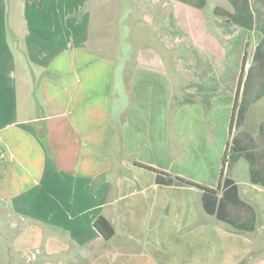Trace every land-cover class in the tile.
Instances as JSON below:
<instances>
[{
	"label": "crops",
	"instance_id": "crops-1",
	"mask_svg": "<svg viewBox=\"0 0 264 264\" xmlns=\"http://www.w3.org/2000/svg\"><path fill=\"white\" fill-rule=\"evenodd\" d=\"M1 258L264 264V0H0Z\"/></svg>",
	"mask_w": 264,
	"mask_h": 264
},
{
	"label": "trees",
	"instance_id": "trees-1",
	"mask_svg": "<svg viewBox=\"0 0 264 264\" xmlns=\"http://www.w3.org/2000/svg\"><path fill=\"white\" fill-rule=\"evenodd\" d=\"M195 100V98H193V96L191 95H187L184 99L185 103H192V102H195L193 101ZM244 114H245V108H241V110L239 111V114H238V121L241 123L242 120H243V117H244ZM223 163L224 165L227 164V158H226V155L224 156V159H223ZM183 181V183L185 184H189V185H192V186H196V187H199L201 189H204L205 191H208V193H213L212 190H209V189H206V188H202L201 186H198L197 184L193 183V182H187L185 180H181ZM95 228L98 230V232L104 237V239L106 240H109L111 239L115 232H114V229L113 227L111 226V224L103 217H100L98 218L96 221H95Z\"/></svg>",
	"mask_w": 264,
	"mask_h": 264
},
{
	"label": "rangeland",
	"instance_id": "rangeland-1",
	"mask_svg": "<svg viewBox=\"0 0 264 264\" xmlns=\"http://www.w3.org/2000/svg\"><path fill=\"white\" fill-rule=\"evenodd\" d=\"M215 4H214V2L213 1H210L209 2V7H208V12L209 11H211L212 9H213V6H214ZM254 44H253V42H252V44H251V46L249 47V50H248V53H249V59L253 56V53H254ZM193 98H195V97H193ZM184 99H185V97H184ZM183 99V100H184ZM193 101H195V100H193ZM185 102V101H184ZM192 103H194V102H192ZM192 103H187V104H192ZM263 106V105H262ZM259 251V250H258ZM5 255L6 254H3L2 256L3 257H5ZM1 259H3V263L2 264H8L7 263V260H5L4 258H1Z\"/></svg>",
	"mask_w": 264,
	"mask_h": 264
}]
</instances>
